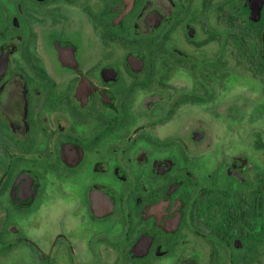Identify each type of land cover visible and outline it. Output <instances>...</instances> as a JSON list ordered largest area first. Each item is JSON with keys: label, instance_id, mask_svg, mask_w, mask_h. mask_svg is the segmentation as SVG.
Wrapping results in <instances>:
<instances>
[{"label": "flooded vegetation", "instance_id": "flooded-vegetation-1", "mask_svg": "<svg viewBox=\"0 0 264 264\" xmlns=\"http://www.w3.org/2000/svg\"><path fill=\"white\" fill-rule=\"evenodd\" d=\"M0 264H264V0H0Z\"/></svg>", "mask_w": 264, "mask_h": 264}]
</instances>
